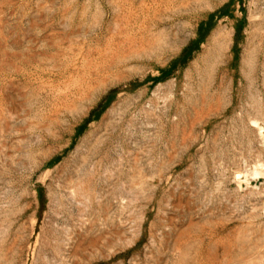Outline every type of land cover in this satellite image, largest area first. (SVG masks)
I'll use <instances>...</instances> for the list:
<instances>
[{
  "label": "rangeland",
  "instance_id": "rangeland-1",
  "mask_svg": "<svg viewBox=\"0 0 264 264\" xmlns=\"http://www.w3.org/2000/svg\"><path fill=\"white\" fill-rule=\"evenodd\" d=\"M0 264H264V0H0Z\"/></svg>",
  "mask_w": 264,
  "mask_h": 264
}]
</instances>
